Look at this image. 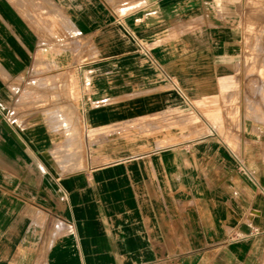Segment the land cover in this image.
Segmentation results:
<instances>
[{
  "label": "crops",
  "instance_id": "crops-1",
  "mask_svg": "<svg viewBox=\"0 0 264 264\" xmlns=\"http://www.w3.org/2000/svg\"><path fill=\"white\" fill-rule=\"evenodd\" d=\"M263 10L0 0V264H264V127L157 145Z\"/></svg>",
  "mask_w": 264,
  "mask_h": 264
},
{
  "label": "rangeland",
  "instance_id": "rangeland-1",
  "mask_svg": "<svg viewBox=\"0 0 264 264\" xmlns=\"http://www.w3.org/2000/svg\"><path fill=\"white\" fill-rule=\"evenodd\" d=\"M242 61H238L227 72L219 75L220 89L211 100L195 102V107H185L179 113V138L175 136L161 139L157 145L171 144L203 135H239L242 127L259 123L264 127V10L262 24H249L247 35L243 37ZM228 81V82H227ZM209 124L216 131L209 130ZM191 127L198 129L187 132ZM139 135H153L140 131Z\"/></svg>",
  "mask_w": 264,
  "mask_h": 264
}]
</instances>
